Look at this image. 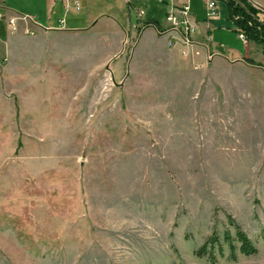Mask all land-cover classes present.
<instances>
[{
  "label": "rangeland",
  "instance_id": "rangeland-1",
  "mask_svg": "<svg viewBox=\"0 0 264 264\" xmlns=\"http://www.w3.org/2000/svg\"><path fill=\"white\" fill-rule=\"evenodd\" d=\"M131 2L165 22L158 0ZM87 6L122 29L31 30L0 66V264H210L195 251L238 227L259 252L233 261L225 246L217 264H264L263 47L222 3L200 21L204 61L148 36L125 0ZM6 39L0 23L1 62Z\"/></svg>",
  "mask_w": 264,
  "mask_h": 264
},
{
  "label": "crops",
  "instance_id": "crops-1",
  "mask_svg": "<svg viewBox=\"0 0 264 264\" xmlns=\"http://www.w3.org/2000/svg\"><path fill=\"white\" fill-rule=\"evenodd\" d=\"M99 1V0H97ZM127 2L128 7H133L134 10H136L135 14L139 13L138 15H142L146 17V21H144L143 29H145V32H147V35H157L156 30H164L168 26V22L165 19V22L158 23L155 18L147 19L145 10L140 6L133 5L131 0H125ZM175 4H177L179 7L188 3L190 6V14L191 19L195 22L197 25V32L195 33V38L199 42V45L194 46H182L180 44H176L174 46L169 45V34L161 33V36H159L160 43L163 45H166L168 50H173L177 52L178 54L181 52H186V54L189 55V53H193L196 57V61H204L209 56L215 55V53H211L214 49V45L210 43L211 39L208 35L210 26L208 24H204V22H200L201 20H207L206 14L203 15V18H199L197 16V13L192 12L191 10V0H173ZM253 3H256L257 5L264 8V0H251ZM89 0H46V12L43 16L40 15H24L19 13L18 11L10 8L9 6H6L5 0H0V14L2 17L0 18V23H3V28L6 30V53L3 56V61H0V66L4 62L5 58L7 57L8 53L11 50L13 43V37L16 35L24 36L26 34L34 33L35 30L40 31H50V32H71V31H88V30H97L99 32H104L107 30V26L110 27H116L119 25V22L114 16L107 15L105 16V13H99L100 11H97L95 7H89L87 6ZM159 2V1H158ZM78 3V6H77ZM81 3L84 4L83 7H81ZM160 3V2H159ZM164 5L165 15L167 18L168 10L170 9V6H168L165 3H161ZM78 7V8H77ZM173 8V7H172ZM171 8V11H172ZM83 9V11H82ZM205 11V8L202 9V12ZM83 13V15H81ZM143 13V14H141ZM71 14H74L78 16L77 18H70L69 16ZM129 14V12H128ZM134 17V19L138 18ZM36 16V18H35ZM42 19H41V18ZM107 17V18H105ZM136 17V18H135ZM108 20L109 22L103 23V20ZM132 20V17H127L128 20V26L130 27L129 20ZM133 21V20H132ZM203 23V24H200ZM157 25V29L156 28ZM120 26V25H119ZM134 27H137V24L133 25ZM203 26V27H202ZM121 27V26H120ZM122 29V27H121ZM34 32H32V31ZM247 42V41H246ZM214 52V51H213ZM187 55V56H188ZM1 57V56H0ZM236 61L240 60V56H235ZM187 60H190L187 58ZM193 61V59H191ZM190 60V61H191Z\"/></svg>",
  "mask_w": 264,
  "mask_h": 264
},
{
  "label": "trees",
  "instance_id": "trees-1",
  "mask_svg": "<svg viewBox=\"0 0 264 264\" xmlns=\"http://www.w3.org/2000/svg\"><path fill=\"white\" fill-rule=\"evenodd\" d=\"M228 18L231 19L239 34H243L246 41L261 45L264 49V16L249 0L227 2ZM247 61H250L246 59ZM223 240L214 233L195 251L201 258H206L210 264H217L216 250L224 257V247L227 246L229 260L236 261L238 254L246 256L256 255L259 249L248 235L238 227L235 237L226 232Z\"/></svg>",
  "mask_w": 264,
  "mask_h": 264
},
{
  "label": "built area",
  "instance_id": "built-area-1",
  "mask_svg": "<svg viewBox=\"0 0 264 264\" xmlns=\"http://www.w3.org/2000/svg\"><path fill=\"white\" fill-rule=\"evenodd\" d=\"M158 1L160 3H165L168 6H170L166 18L168 22V26L164 30L160 31L161 33L169 34L170 36L169 45L174 46L176 44H180L184 47L199 45V42L195 38V33L197 32L198 28L195 22L191 19L189 4L186 3L179 7L177 4L173 3L174 2L173 0H158ZM202 1L204 3L207 20H215L220 17L221 11L223 10L220 7L221 3L224 4L226 8L227 2L236 1V0H202ZM261 14L264 16L263 12H261ZM1 17L2 15L0 14V18ZM239 35L246 41L243 34H239Z\"/></svg>",
  "mask_w": 264,
  "mask_h": 264
},
{
  "label": "bare ground",
  "instance_id": "bare-ground-1",
  "mask_svg": "<svg viewBox=\"0 0 264 264\" xmlns=\"http://www.w3.org/2000/svg\"><path fill=\"white\" fill-rule=\"evenodd\" d=\"M259 9V8H258Z\"/></svg>",
  "mask_w": 264,
  "mask_h": 264
}]
</instances>
